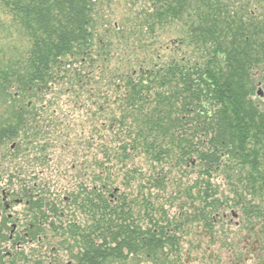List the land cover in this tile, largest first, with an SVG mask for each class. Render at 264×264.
<instances>
[{
    "label": "trees",
    "instance_id": "obj_1",
    "mask_svg": "<svg viewBox=\"0 0 264 264\" xmlns=\"http://www.w3.org/2000/svg\"><path fill=\"white\" fill-rule=\"evenodd\" d=\"M103 1L0 0V14L10 19V25H1L0 145L21 133H42L35 126L39 123L31 126L29 117L39 116L25 103L51 87L66 81L67 90L77 92L74 98L91 102L97 115L110 111L108 94L114 88L120 95L113 101L120 117L104 120L126 133L115 155L118 163L131 162L136 153L154 164L173 157L177 167L198 163L206 176L224 164L244 174L249 196L264 198V101L254 97V75L264 67V13L259 5L149 0L142 28L153 41L166 28L179 26L170 45L183 53L182 58H158L140 62L137 68L117 60L118 67L111 68L113 41L124 39L126 29L118 25L98 35L94 18ZM255 2L264 5V0ZM14 34L25 40L22 49L14 43ZM135 172L126 171L130 176ZM88 190L85 187L74 203L90 224L82 230L74 224L63 228L78 245L75 264H116L128 256L154 264L164 260L160 253L165 242L174 246L176 238L165 241L157 226L143 229L144 200L117 196L119 189L111 192L106 184ZM198 192L204 204L214 197L208 183ZM248 205L242 206L247 221L252 224L254 216L264 229V207ZM136 206L141 208L137 211ZM208 209L202 210L204 217L216 210Z\"/></svg>",
    "mask_w": 264,
    "mask_h": 264
},
{
    "label": "rangeland",
    "instance_id": "obj_2",
    "mask_svg": "<svg viewBox=\"0 0 264 264\" xmlns=\"http://www.w3.org/2000/svg\"><path fill=\"white\" fill-rule=\"evenodd\" d=\"M246 1L252 6L259 5L264 13V5L255 0H236V3L240 5ZM97 7L100 12L94 22L97 24L98 35L118 25L126 29L124 39L113 41L115 46L112 55L115 59L110 64L111 68L118 67L117 60L130 61L132 67L137 68L140 62L156 61L158 58H182L183 53L177 52L173 49L175 46L170 45L179 26L166 28L153 41L147 30L142 28L145 15L151 9L149 0H104ZM2 23L10 25L9 17L0 14V45L4 38ZM14 43L22 49L25 40L15 36ZM183 50L186 51V48ZM262 68L260 73L254 75L257 86L254 97L263 98L264 101ZM65 82H61L59 88L51 87V90L25 103L29 112H37L39 116L29 117L31 126L34 122L39 123L35 126L41 127L42 133L37 136L30 132L26 135L21 133L17 140L0 145V201L4 194L9 193L13 201L24 200L21 205H13L14 211L20 216L30 213L25 206L27 201H30L37 215H50L48 219H43L45 225L41 228L43 244H39L38 251L41 264H47L48 258L59 264L74 263L73 254L80 253L78 245L68 238L63 228L74 224L82 230L90 224V219L78 208L79 203H74L75 197H79L85 187L90 192L94 185L103 184L109 185L111 192L119 189L117 196L127 195L128 199L144 200L146 207L140 210L144 230L170 223L179 227L175 233V246L181 248V253L167 254L162 250L160 255L164 260L160 264H226L238 245L242 253L244 239L249 234L247 227L262 228L255 222L254 216L250 217L252 224L246 221L242 206L251 203L248 207L259 204L264 207V198H252L246 193L244 174L240 173L239 168L230 171L222 164L211 168V173L206 176L198 163L186 166L179 164L177 167L172 157L164 163L154 164L137 153L131 162L122 165L115 159V155L124 145L125 130L118 126L110 128L104 120L105 117H120V112L113 104L115 94L118 97L120 95L111 88L108 98L112 100L107 105L110 111L97 115L95 106L86 102V99L84 103L75 99L77 92L74 94L68 91ZM129 170L136 172L130 176L126 173ZM203 183L211 186V195H214L207 200V204L198 198V189ZM211 203H214V207ZM52 208L54 212L50 210ZM140 208L136 206L135 210ZM206 208H215V213L204 217L201 212ZM235 214L245 218L247 227H236L232 220ZM224 215H227L229 222H222ZM204 218L213 220L212 229L206 228ZM116 264L154 263L151 259L147 263L144 257L135 259L128 256Z\"/></svg>",
    "mask_w": 264,
    "mask_h": 264
},
{
    "label": "flooded vegetation",
    "instance_id": "obj_3",
    "mask_svg": "<svg viewBox=\"0 0 264 264\" xmlns=\"http://www.w3.org/2000/svg\"><path fill=\"white\" fill-rule=\"evenodd\" d=\"M10 195L9 193L4 194L0 201V264H41L38 254L39 244H43L40 237L43 234L41 228L45 225L43 219H48L50 215H46L48 213L37 215L30 201H27L25 206L30 213L27 216H20L14 211L13 205H21L24 200L13 201ZM227 220L229 222L227 215H224L222 222L226 223ZM232 220L235 221L238 229L247 227L243 216L240 218L238 214L232 215ZM211 222L205 223L206 228L212 229ZM247 229L249 234L247 239H244L245 246H243L242 253L239 252L240 245L237 244L236 252L231 255V259L226 260V264H264V229L263 227L257 228V226L247 227ZM176 231H179V227L171 223L160 227L165 241L175 236ZM226 246L232 247V245ZM163 248L167 254L179 255L181 253V248L177 245L170 246L167 242ZM46 261L47 264H59L55 263L52 258ZM67 264L74 263L68 262Z\"/></svg>",
    "mask_w": 264,
    "mask_h": 264
}]
</instances>
